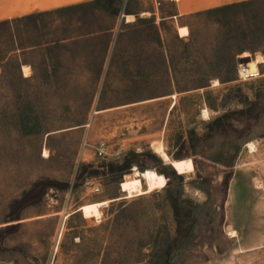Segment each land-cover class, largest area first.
<instances>
[{"label": "rangeland", "instance_id": "rangeland-1", "mask_svg": "<svg viewBox=\"0 0 264 264\" xmlns=\"http://www.w3.org/2000/svg\"><path fill=\"white\" fill-rule=\"evenodd\" d=\"M164 17L0 24V264H264V0Z\"/></svg>", "mask_w": 264, "mask_h": 264}, {"label": "crops", "instance_id": "crops-1", "mask_svg": "<svg viewBox=\"0 0 264 264\" xmlns=\"http://www.w3.org/2000/svg\"><path fill=\"white\" fill-rule=\"evenodd\" d=\"M103 0H0V24L71 12ZM147 5L161 3L164 19L176 22L177 30L187 27L183 21L194 14L229 8L260 0H146ZM171 8L172 12L166 11ZM166 12V13H165ZM236 237V236H235Z\"/></svg>", "mask_w": 264, "mask_h": 264}, {"label": "bare ground", "instance_id": "bare-ground-1", "mask_svg": "<svg viewBox=\"0 0 264 264\" xmlns=\"http://www.w3.org/2000/svg\"><path fill=\"white\" fill-rule=\"evenodd\" d=\"M128 18H132V16H128ZM179 35H180V37H186V36H188L189 35L188 29L186 27L180 28L179 29ZM24 72H25V76L30 75L29 68L27 69V67H24ZM212 85L215 87V86L219 85V82L218 81H213V84ZM208 114H209L208 110H205L204 111L205 117L208 116ZM249 146H250L251 149L254 148L252 144H250ZM44 157H48L47 156V153L44 154ZM135 177L141 178V177H144V176L142 174H140L139 172H136ZM235 236H236V234L234 233V236L233 237H235Z\"/></svg>", "mask_w": 264, "mask_h": 264}, {"label": "built area", "instance_id": "built-area-1", "mask_svg": "<svg viewBox=\"0 0 264 264\" xmlns=\"http://www.w3.org/2000/svg\"><path fill=\"white\" fill-rule=\"evenodd\" d=\"M160 6H161V3L158 2L157 3V7H160ZM125 17H126L125 15H122V18H125ZM84 145L86 146L87 145V142H85ZM96 154L98 155V157L104 159L108 155V149H107L106 144H104V143L100 144V146L97 148V153ZM95 191L96 192H99L100 189L99 188H96Z\"/></svg>", "mask_w": 264, "mask_h": 264}, {"label": "water", "instance_id": "water-1", "mask_svg": "<svg viewBox=\"0 0 264 264\" xmlns=\"http://www.w3.org/2000/svg\"><path fill=\"white\" fill-rule=\"evenodd\" d=\"M249 61H250L249 58L241 59V60H239V64H242V63H244V62H249Z\"/></svg>", "mask_w": 264, "mask_h": 264}]
</instances>
